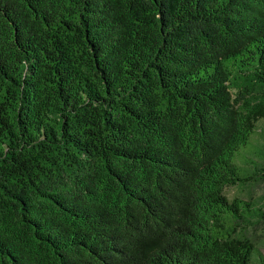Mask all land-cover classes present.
<instances>
[{
    "label": "trees",
    "instance_id": "16d2710c",
    "mask_svg": "<svg viewBox=\"0 0 264 264\" xmlns=\"http://www.w3.org/2000/svg\"><path fill=\"white\" fill-rule=\"evenodd\" d=\"M262 121L264 0H0V264H264Z\"/></svg>",
    "mask_w": 264,
    "mask_h": 264
},
{
    "label": "rangeland",
    "instance_id": "374dc122",
    "mask_svg": "<svg viewBox=\"0 0 264 264\" xmlns=\"http://www.w3.org/2000/svg\"><path fill=\"white\" fill-rule=\"evenodd\" d=\"M259 126L261 127L260 131L258 132L259 134L263 133L264 132V121L260 122L259 123ZM251 140V139H250ZM260 147H253L251 144H247L246 146H243L241 149H240V152L241 151H246L247 154H251L253 152H256L258 151ZM233 162L235 163L236 162V158L233 159ZM264 192V185H261L260 187L258 188H255L254 190H245L244 193H240L238 191V189L236 187H230V188H226L225 189V194L229 197H234V196H241L243 198H246L247 195H251L252 197H258L260 196L262 193ZM256 234L260 235L261 234V231H257L255 232ZM258 240H261L260 237H257ZM261 251L263 252L264 254V248H261Z\"/></svg>",
    "mask_w": 264,
    "mask_h": 264
}]
</instances>
